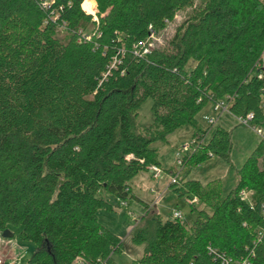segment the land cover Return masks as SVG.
I'll return each mask as SVG.
<instances>
[{
    "label": "trees",
    "instance_id": "16d2710c",
    "mask_svg": "<svg viewBox=\"0 0 264 264\" xmlns=\"http://www.w3.org/2000/svg\"><path fill=\"white\" fill-rule=\"evenodd\" d=\"M85 1L0 0V235L18 227L37 249L30 264H116L125 247L98 221L113 211L98 194L133 198V180L160 166L152 145L191 125L198 148L170 189L210 212L186 226L150 211L131 233L144 252L130 264H264V140L227 196L219 182L187 180L232 150L221 127L201 143L209 129L196 116L209 103L229 98L231 115L264 129V3L92 0L95 18ZM193 8L170 41L151 39ZM147 100L153 123L140 127Z\"/></svg>",
    "mask_w": 264,
    "mask_h": 264
},
{
    "label": "rangeland",
    "instance_id": "374dc122",
    "mask_svg": "<svg viewBox=\"0 0 264 264\" xmlns=\"http://www.w3.org/2000/svg\"><path fill=\"white\" fill-rule=\"evenodd\" d=\"M200 3V0H196L194 8H197ZM84 5L88 10L94 9L93 14L96 18L95 2L86 0ZM194 8L178 13L157 37L158 42L162 44L170 41L178 27L193 14ZM151 107V100H147L140 107L137 120L140 127H149L153 123ZM206 119H213L216 122L215 125L211 126ZM196 121L204 130L209 129L201 141L202 144H207L215 130L221 127L231 134L232 150L228 161L213 156L202 165L192 169L187 180L199 181L204 185L210 182H219L223 196H227L237 184V171L264 140V129L259 126L253 128L252 125H242L230 113L222 115L215 113L213 103H209L197 114ZM194 134V128L191 125H186L170 135L166 141L156 142L152 145V149L157 154V163L160 165L158 167L163 171V174L159 179H154L150 172L139 174L131 184L133 198L124 202L104 191L98 194L99 198L108 201L113 208L112 212L99 211L98 221L119 236L125 247L121 254L112 256V260L116 264H130L132 261L142 258L144 246L134 245L131 242V233L140 219L150 211L161 215L164 219L172 217L175 211H180L182 213L181 222L186 226L193 224L199 210L204 209L210 212L208 208L198 203L194 205L197 211H193L191 202L180 200L169 189L173 178L170 173L177 172L180 174L182 168L179 161L191 155L198 148ZM7 231L12 235V238L5 239L0 235V256L11 259L24 254L23 264H30L29 260L37 251L36 247L31 243L19 240L20 229L18 227L10 226ZM7 264H9L8 260Z\"/></svg>",
    "mask_w": 264,
    "mask_h": 264
},
{
    "label": "built area",
    "instance_id": "2783aa9c",
    "mask_svg": "<svg viewBox=\"0 0 264 264\" xmlns=\"http://www.w3.org/2000/svg\"><path fill=\"white\" fill-rule=\"evenodd\" d=\"M261 1L264 3V0H261ZM47 5H48V3L45 1L44 7L47 8ZM86 13L89 14L88 12H86ZM90 15L94 16V14H90ZM151 39L158 42V40H157L158 38L156 37V35H154V33H152ZM148 52H149L148 49L145 48L143 51V54L146 55ZM260 68H261V71L258 74V79L263 80L264 79V53H263L262 58H261ZM229 107H230V99L229 98L227 100L224 99V100H222V101H220L214 105V112L218 113L220 115H222L224 113H229ZM236 118L239 120V122L242 125L254 126L253 125L254 116L252 114H249L246 117H236ZM206 121L211 126L215 125V123H216L213 119H206ZM253 128H255V126ZM179 162L181 165V160ZM149 172L151 173V175L154 179H159L160 176L163 174V171L158 166H152L150 168ZM177 181H178L177 176H174L171 180L172 184H177ZM244 197L246 198V196H244ZM197 202H198L197 200H194V203H197ZM172 217L174 219H180L181 220L182 213L180 211H175L173 213ZM24 259H25L24 254H20L19 256H15L14 258H11V259H5V258L0 256V264H7V260L9 261V264H23ZM76 264H87V263L84 260L79 259L76 261Z\"/></svg>",
    "mask_w": 264,
    "mask_h": 264
},
{
    "label": "water",
    "instance_id": "95a60500",
    "mask_svg": "<svg viewBox=\"0 0 264 264\" xmlns=\"http://www.w3.org/2000/svg\"><path fill=\"white\" fill-rule=\"evenodd\" d=\"M1 236L5 239L12 238V235L8 231H5Z\"/></svg>",
    "mask_w": 264,
    "mask_h": 264
},
{
    "label": "bare ground",
    "instance_id": "6f19581e",
    "mask_svg": "<svg viewBox=\"0 0 264 264\" xmlns=\"http://www.w3.org/2000/svg\"><path fill=\"white\" fill-rule=\"evenodd\" d=\"M85 5H83V9L87 10V12H89V14H93L94 9L92 8L93 10H88Z\"/></svg>",
    "mask_w": 264,
    "mask_h": 264
},
{
    "label": "crops",
    "instance_id": "0c3cea01",
    "mask_svg": "<svg viewBox=\"0 0 264 264\" xmlns=\"http://www.w3.org/2000/svg\"><path fill=\"white\" fill-rule=\"evenodd\" d=\"M169 189H170V186H169ZM171 190V189H170ZM131 191H132V189H131ZM156 207H155V205H154V209H155Z\"/></svg>",
    "mask_w": 264,
    "mask_h": 264
}]
</instances>
